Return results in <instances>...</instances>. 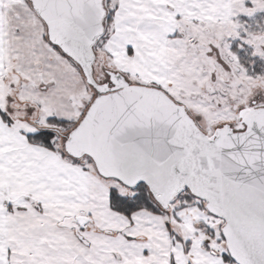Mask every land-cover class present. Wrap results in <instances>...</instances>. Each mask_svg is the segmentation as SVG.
<instances>
[{
  "label": "snow or ice",
  "instance_id": "obj_1",
  "mask_svg": "<svg viewBox=\"0 0 264 264\" xmlns=\"http://www.w3.org/2000/svg\"><path fill=\"white\" fill-rule=\"evenodd\" d=\"M0 264H264V0H0Z\"/></svg>",
  "mask_w": 264,
  "mask_h": 264
}]
</instances>
